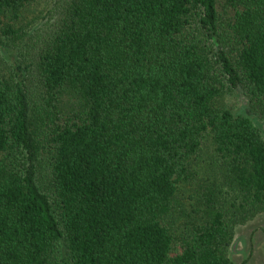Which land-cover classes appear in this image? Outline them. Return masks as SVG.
Masks as SVG:
<instances>
[{"label":"trees","instance_id":"obj_1","mask_svg":"<svg viewBox=\"0 0 264 264\" xmlns=\"http://www.w3.org/2000/svg\"><path fill=\"white\" fill-rule=\"evenodd\" d=\"M43 2L0 0V264H238L264 0Z\"/></svg>","mask_w":264,"mask_h":264},{"label":"rangeland","instance_id":"obj_2","mask_svg":"<svg viewBox=\"0 0 264 264\" xmlns=\"http://www.w3.org/2000/svg\"><path fill=\"white\" fill-rule=\"evenodd\" d=\"M43 3L46 5V0ZM230 104L235 113L250 117L264 135L263 120L249 110L248 99L241 90L230 96ZM230 256L238 264H264V213L236 228Z\"/></svg>","mask_w":264,"mask_h":264}]
</instances>
